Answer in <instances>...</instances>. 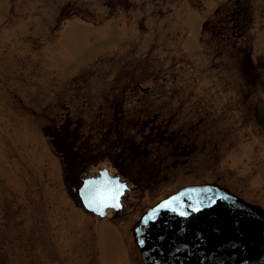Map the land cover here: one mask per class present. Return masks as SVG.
Masks as SVG:
<instances>
[{
  "label": "rangeland",
  "instance_id": "rangeland-1",
  "mask_svg": "<svg viewBox=\"0 0 264 264\" xmlns=\"http://www.w3.org/2000/svg\"><path fill=\"white\" fill-rule=\"evenodd\" d=\"M14 1L18 8L11 24L0 25L5 34L0 49L10 51L5 45L12 42L18 56L34 48L27 35L52 30L54 24L48 22L60 9L62 17L70 16L71 9L78 17L56 21L57 33L44 44L43 62L15 69L39 75L29 83L17 78L19 97L0 103V188L11 189V207L6 208V196L5 203L0 201V264L3 258L4 264H142L131 228L147 208L187 185L216 179L232 183L249 168L226 150L244 144L245 133L241 136L237 126L244 113L250 131L257 126L244 105L235 107L229 90L216 86L236 78L222 72V63L234 56L240 64L251 43L261 50L256 12L264 0H68L67 5L47 0L53 8L45 11L41 31L34 18L40 9L32 13L26 0ZM5 2L0 0V7ZM223 4L228 5L217 13ZM250 7L255 11L251 27ZM30 59H36L32 52ZM156 113L151 125H159L160 135L155 137L143 127L150 126L147 116ZM141 119L147 120L139 134L148 135L142 139L137 135ZM65 124V143L80 154L86 150L89 174L106 168L139 178L143 190L135 192L137 184L128 183L134 193L110 222L78 209L71 188L77 162L68 165L72 178L64 184V162L55 152L62 137L54 131ZM205 125L210 129L204 132ZM224 132L236 139L234 145L222 139ZM152 137L155 145L164 141L169 151L172 138L182 146L176 167L170 164L172 157L163 167L162 161L156 163L162 158L160 147L154 146L153 164L146 150L144 156L121 149L129 144L142 151V141ZM206 139L211 149L203 152ZM102 158L103 163H95ZM114 159L117 165L109 162ZM219 162L229 168L227 178L218 170ZM160 168L166 172L159 174ZM149 173L159 175L157 183L146 177Z\"/></svg>",
  "mask_w": 264,
  "mask_h": 264
},
{
  "label": "water",
  "instance_id": "water-1",
  "mask_svg": "<svg viewBox=\"0 0 264 264\" xmlns=\"http://www.w3.org/2000/svg\"><path fill=\"white\" fill-rule=\"evenodd\" d=\"M101 181L86 182L80 195L104 216L123 186ZM134 236L144 264H264V213L212 185L186 187L149 209Z\"/></svg>",
  "mask_w": 264,
  "mask_h": 264
},
{
  "label": "flooded vegetation",
  "instance_id": "flooded-vegetation-1",
  "mask_svg": "<svg viewBox=\"0 0 264 264\" xmlns=\"http://www.w3.org/2000/svg\"><path fill=\"white\" fill-rule=\"evenodd\" d=\"M31 1L32 0H26L27 9H30L32 13H34L35 10L40 9L38 17L34 16V18L39 21L38 30H44V26H46V17H44V13L47 10L50 11L53 6L49 2H46L47 0H38V4ZM59 1L60 0H58V2ZM17 8V3L14 0L9 2L6 0L3 7H0V25L3 26L4 24H11L10 20L12 19L13 14L17 12ZM59 9L60 6H56L55 13H57ZM60 11L61 12H58L57 16L48 22H52L51 24H54L55 26L49 35L48 33H40L34 36H26V41H34V48L31 50L26 49L21 54L23 55L26 53L27 55H15L14 51L12 50V42L5 45L6 47L8 46L10 48H8L10 51L0 49V103L2 101L7 102L19 97L15 88L17 78L22 79L25 83H29L28 81H30V79H35L36 75H39V72H16L15 69L22 63H25V66L31 68L34 66L38 67L43 62L40 61V57L45 58L44 44L46 43V38L48 36L49 39H52L51 36L55 33L54 28H56V21L59 19L62 20V10L60 9ZM254 14L255 11L252 9V7H250V15L252 16V19L249 23V27L253 25L252 20L254 22ZM256 17L259 20L256 36L263 42L261 50L257 52L251 43L250 51L248 54L242 57L240 64L234 56H231V59L226 63H222V72H233L236 74V78L235 80L230 81L227 86L225 83H219L216 86L217 89L229 90L230 94L232 95L231 99L235 107H240V104L244 105L247 110L248 118L253 120L257 126V128L254 127V129L250 131L248 119L245 124L244 117L246 115L245 113H242V121L239 122L237 126L239 127L238 132L241 134V136L243 132L245 133V136L242 138L244 140V144L241 147L236 146L233 149H229L231 147H228L226 150V153L233 154V158H236V161H240L241 165L248 166L249 168L246 170L247 172L245 174H240L241 176L238 174L236 179L232 183H229L231 185L227 183L226 179L224 182H220L218 179H216L210 183H214L221 189L235 195L237 198L251 205L259 207L264 212V1L262 2V6L258 8ZM6 36L8 40L12 38V35L7 34ZM4 37L5 34L0 33V41ZM30 52L36 55L35 60L30 59ZM216 56L219 58V55ZM24 57L25 59L23 60ZM222 59L223 57H220L219 61L223 62ZM237 73H243L245 76L244 79L238 80ZM148 117L152 121H156L159 117V114L156 113L155 116L150 115ZM153 126L154 127H152V129H154V131L159 130V125ZM208 128L210 129V127L205 125L203 131H207ZM222 139L229 141V143L232 145H234L236 141V139L231 140V135H228V132H224ZM171 143L172 144L169 145L171 150L169 151L167 148V153L169 158H173L170 164L173 165V167H176L179 163V160L176 156L180 154L182 146L178 145L179 143L175 142L174 138H172ZM201 143H203L201 146V151L205 152L211 149L207 139L206 141H201ZM218 170L222 171V175L225 178L229 176V174L226 172L229 171V168L224 167L220 162L218 164ZM239 172H241V170ZM216 174L218 175L217 172ZM0 179L4 181V176H0ZM10 193V188L4 190L0 188V201L5 203V196L7 197L6 208L11 207V200L9 198Z\"/></svg>",
  "mask_w": 264,
  "mask_h": 264
},
{
  "label": "trees",
  "instance_id": "trees-1",
  "mask_svg": "<svg viewBox=\"0 0 264 264\" xmlns=\"http://www.w3.org/2000/svg\"><path fill=\"white\" fill-rule=\"evenodd\" d=\"M136 128H137V126H136ZM136 130V129H135ZM137 135L140 137V134H138L137 133ZM142 137H143V135L140 137L141 139H142ZM144 137H148V135L147 136H144ZM155 142H153V139L151 138V139H149V138H145L144 139V141H142V144H141V146L144 148L142 151L139 149V150H135V148H133V146H130L129 144L128 145H126V146H124L123 145V148H121L122 149V151L123 152H126L127 154H135V155H141V154H145L146 152H148V154H146V155H149V158H150V161H151V164H153L154 162H153V158H152V156H155V153H159L161 150H158L157 152H156V150H155V148H154V146H155V144H154ZM152 146H153V148H152ZM85 148V147H84ZM145 150H146V152H145ZM82 152V151H81ZM86 150H84L80 155H78V156H80V157H76L75 156V154H73V153H70L69 154V158H71V160H74L75 162H80V161H83L84 159H86ZM68 155V154H67ZM118 156V155H117ZM145 156V155H144ZM166 157H165V155H164V157H162V158H160V159H157L156 160V163L158 162V161H162V163L159 165L160 167H162L163 166V163H166ZM105 160V158H102V159H97L96 160V162H102V161H104ZM130 161H132V160H130ZM135 161V159L133 160V162ZM68 162H69V159L67 158V161H66V165H68ZM114 162L116 163V160L114 159ZM155 167H157V166H155L154 165V168ZM161 169V168H160ZM154 170V169H153ZM150 175H151V180L153 181V182H155V183H157V179H158V176H154V177H152V175L153 174H151V173H149Z\"/></svg>",
  "mask_w": 264,
  "mask_h": 264
}]
</instances>
